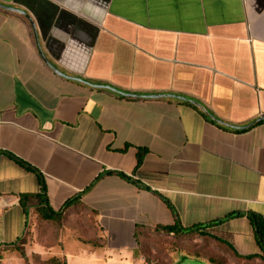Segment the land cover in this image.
<instances>
[{
	"label": "crops",
	"instance_id": "1",
	"mask_svg": "<svg viewBox=\"0 0 264 264\" xmlns=\"http://www.w3.org/2000/svg\"><path fill=\"white\" fill-rule=\"evenodd\" d=\"M0 3L34 22L0 7V244L26 231L19 195L42 192L11 155L53 209L80 195L61 245L72 230L107 263L141 259L137 227L172 224L171 205L184 227L264 216V0ZM38 42L63 73L129 95L57 74ZM205 231L262 254L247 216Z\"/></svg>",
	"mask_w": 264,
	"mask_h": 264
},
{
	"label": "rangeland",
	"instance_id": "2",
	"mask_svg": "<svg viewBox=\"0 0 264 264\" xmlns=\"http://www.w3.org/2000/svg\"><path fill=\"white\" fill-rule=\"evenodd\" d=\"M198 237L197 239L187 240L186 242L178 238H170L164 233L147 230L143 238V252L139 249L141 259L131 263L108 262L103 258L98 260L97 254L90 255L91 246L74 238V231L67 230L64 236V246L61 245L60 230L56 222L36 219L33 210L30 216L29 230L25 243H19L16 247L5 248L0 251V264H49L47 261L56 256H67L69 264H212L204 258L184 256L181 251L168 255L167 250L170 247L188 246L192 247L194 243L204 241L208 250L220 257V264H264V260L259 258L243 259L235 255L229 248L223 246L217 248V244L211 240ZM210 247V248H209ZM99 251V250H98ZM99 251L98 253H102ZM104 257V255H102ZM147 256V257H146ZM119 257V255L115 256ZM133 257V256H132ZM147 258H150L148 260ZM261 258V257H260ZM222 259V260H221ZM116 260H119L116 258ZM152 260V261H151Z\"/></svg>",
	"mask_w": 264,
	"mask_h": 264
},
{
	"label": "trees",
	"instance_id": "3",
	"mask_svg": "<svg viewBox=\"0 0 264 264\" xmlns=\"http://www.w3.org/2000/svg\"><path fill=\"white\" fill-rule=\"evenodd\" d=\"M180 102H182V101H180ZM188 104H190V103H188ZM190 105H193V104H190ZM204 115L208 118V116L206 114H204ZM146 152H147V149H140L139 150V152L137 154V167H139L142 164L143 157H144ZM11 157L13 159H15L21 166H23L27 170H30V171H33L34 173H36V175L38 176L39 181L42 185V192H40V193H22L19 195V202H20V204H21V206H22V208L26 214V218H27L26 231H25L24 235L22 237H20L19 239H17L16 241L0 244V251L4 250L5 248H8V246L16 247L19 245V243H25L27 232L29 230L30 216H31L32 210H33V214L35 215L36 219L56 222L57 226H58V230L61 231V229L63 228V226L65 224L66 217H67L65 215V211L69 207L74 205L75 203H78L80 200V195H76V196L68 199L64 203L63 207L60 210L53 209L50 206L49 201H48V197H47V194L45 191L46 190L45 183H44V179L42 177V174L36 168L30 166L28 163H26L22 159H19L13 155H11ZM171 207L175 213V219H174V222L172 224H167V225L159 224L154 230H152V229L143 230L140 226L137 227L136 237L138 240L139 249L140 250L142 249L141 253L143 252V245H144L143 238L145 237L147 230L164 233L165 235H167L170 238H178V239L183 240L185 242L187 240H192V239L195 240L198 237H201V238L203 237L205 239H209L212 241V243L210 244V247L213 246L212 244L214 242L217 244L216 246L218 249H222L223 246L229 248L227 243H225L223 240H221L219 238H216V237L210 235L209 233H207L205 231V229L208 228L209 226L221 224V223H223L229 219L235 218V217L247 216L249 218L251 224L253 225L254 233H255V239H256L258 246L260 247V249L262 251V254L259 256H256V255L242 256V255L237 254L236 252H233L231 250V247L229 249L233 253H235V255H237L238 257L243 258V259L259 258V259L264 260V216L261 215L260 213L255 212V211H234L232 213L225 215L224 217H221V218H218V219H215L212 221L199 223V224H196V225H193L190 227H184L181 224L179 215L176 213L174 207L172 205H171ZM85 241L86 242H94L93 239H87ZM189 246L190 245L184 246V247L183 246L170 247L167 250V253H168V255H171V253H173V252L181 251L184 256L204 258V259H207L212 264L222 263V262H220V257H217L218 255L215 256V254L213 253V250H211V249H210V251L208 250V246L206 245V243L204 241H202L200 243H194L192 247H189ZM147 259L150 260V258H147ZM47 262L49 264H68L67 258L65 256L64 257L54 256V257L50 258ZM149 264H150V261H149ZM153 264H158V263L155 262Z\"/></svg>",
	"mask_w": 264,
	"mask_h": 264
},
{
	"label": "water",
	"instance_id": "4",
	"mask_svg": "<svg viewBox=\"0 0 264 264\" xmlns=\"http://www.w3.org/2000/svg\"><path fill=\"white\" fill-rule=\"evenodd\" d=\"M0 7L1 8H4V9H8V10H12V11H16V12H19L21 14H24L25 16H27L29 18V20L31 21L33 27H34V22L32 20V18L30 17V15L23 9H19V8H15V7H11V6H8V5H4V4H1L0 3ZM37 38V36H36ZM38 39V38H37ZM38 41V40H37ZM38 49H39V53L43 59V61L53 70L55 71L57 74L63 76V77H66V78H69V79H74V80H78V81H81V82H84V83H87L89 85H92V86H96V87H105V88H109V89H113L114 91H117V92H120V93H123V94H126V95H129L127 93H124L122 91H119L118 89H115L114 87H111L109 85H95V84H92L88 81H86L85 79H81V78H77V77H71L65 73H63L61 70H59L51 61H49V59L46 57L45 53L43 52L39 42H38ZM131 95V94H130ZM162 96H166V95H149V96H146V97H162ZM170 96H174L176 98H180L182 100H188L190 101L191 103L195 104V105H198L201 107V105L195 101V100H191V99H187L185 97H180L178 95H170ZM211 118H213L215 121L221 123V124H224V125H227V123H225L224 121H221L219 120L218 118H216L215 116H213L208 110H204ZM264 119V117L262 118Z\"/></svg>",
	"mask_w": 264,
	"mask_h": 264
}]
</instances>
